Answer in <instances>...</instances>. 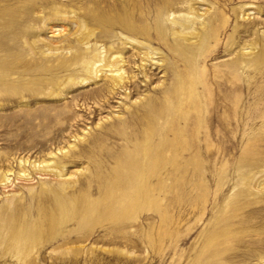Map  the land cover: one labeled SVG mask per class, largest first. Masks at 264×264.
Instances as JSON below:
<instances>
[{
  "label": "rangeland",
  "instance_id": "rangeland-1",
  "mask_svg": "<svg viewBox=\"0 0 264 264\" xmlns=\"http://www.w3.org/2000/svg\"><path fill=\"white\" fill-rule=\"evenodd\" d=\"M51 1L56 5L40 7V12L34 14H43L46 21L31 18L22 28L36 29L31 38H41L45 44L40 42L42 45L36 49L26 46L24 54L26 58L41 56L46 61L40 50L58 48V58H50L52 69L43 75L39 91L22 90L10 95L0 91V157L39 161L48 151L75 144L71 157H67L66 169L68 175L78 177L76 188L89 184L87 174L95 176L90 179V190L82 191L86 194L79 204L88 205L91 210L86 218H74L61 226L35 227L42 235L26 258L17 260L0 249V264H264V116L246 117L244 125L231 134L229 155L222 156L213 169L200 167L204 186L200 187V179L194 175L201 162L194 151L198 148L194 147L195 139L203 144L208 141V149L212 146L207 121L211 120L208 104L211 107L210 88L213 90L214 86L209 80L214 69L222 67L246 81L242 68L236 70L225 63L240 54L244 45L256 41L259 47L264 44V0H204L206 7L212 6L207 22L219 9L228 20L219 23L218 29L214 24L216 32L207 40L205 52L210 51L206 56L183 55V49L195 52L196 46L192 41L174 37V24L167 14L163 17L171 28L169 45H175L178 53L154 37L129 35L118 27L106 30L109 34L100 41L92 40L96 53L104 46L119 48L126 60L136 58L140 62L145 46H149L158 52L155 57L164 65L148 67L147 82L139 73L128 89L105 91L99 97H94L92 91L111 84L103 72L92 83L80 84L79 80L88 75L76 73L73 67L58 66L70 51H84L81 40L92 27L90 16L99 10L109 14L111 9L137 0ZM141 2L145 10L160 4L158 0ZM23 3L33 2L0 0V29L9 10ZM242 4L256 13L236 19L234 11H239ZM154 17L152 12L146 22L153 26ZM134 22L140 24L139 14ZM118 34H123L120 40L115 38ZM259 69L262 74L254 80ZM249 75L257 83L251 84L249 93L247 88L241 93L253 109L260 101L258 92L264 89V65L252 68ZM149 111L153 129L150 152L153 157L160 152L163 156L150 178L148 194L141 199L131 198L130 193L118 201L113 195L105 199L106 185L98 182L95 169L99 161L104 162L99 146L110 152L115 151L114 142L125 143L124 151L119 149V154L116 152L113 159L107 160L105 172L101 171L105 175L117 167L123 152L132 151V145L142 142L144 125L137 123ZM64 112L68 119H55L56 114ZM135 128L137 136L125 142L124 138ZM83 136L85 141L81 140ZM3 168L0 166V170ZM14 168L18 170V166ZM81 169L83 175H79ZM247 178L250 181L245 182ZM36 179L31 184L38 189ZM49 180L55 182L54 187L62 185L56 178ZM258 185L262 186L259 192ZM242 188L244 193L239 192ZM14 190L0 187V207L10 203L6 195ZM130 190L134 188L127 192ZM21 191L25 192L26 186ZM237 192L238 208L232 210L226 204ZM40 213L32 202L30 215L38 218Z\"/></svg>",
  "mask_w": 264,
  "mask_h": 264
},
{
  "label": "bare ground",
  "instance_id": "bare-ground-1",
  "mask_svg": "<svg viewBox=\"0 0 264 264\" xmlns=\"http://www.w3.org/2000/svg\"><path fill=\"white\" fill-rule=\"evenodd\" d=\"M16 1L20 2V0ZM31 1L33 2L32 4L23 3L20 6L11 8L7 19H5L4 23H1L0 91L8 93V95L17 94L22 90H26L28 93L39 91L40 85L42 86L43 84V75L52 69L50 58H58V48H55L54 51L49 48L40 50V54L43 55L46 61H43L41 56L25 57L26 46L36 49L44 43V40L41 38L33 40L31 38L35 35L36 29L24 30L22 28L31 18L37 21L43 19L46 21V17L43 14L34 15L35 11L40 12V7L44 8L49 4L56 5L51 0ZM148 1L151 2V0H147V3H150ZM158 2L160 4L153 10H145L141 0L131 1L125 7L111 9L112 12L109 14L99 10L97 14L89 18L92 27L87 30L81 40L85 45L84 51L72 53L69 50L70 54L63 58L58 67H73L76 73L88 75L79 80L80 84L92 83L91 80L97 79L100 73L103 72L105 76L111 79V84L109 87L101 85L95 88L92 91L93 94H96L94 97H99L105 91L115 93L122 88L128 89L129 83L134 84L139 73L143 74L147 82V68H152L156 64H158L157 67H162L164 62L161 63L155 57L158 52L152 51L149 46H145L144 54L140 56V62H137L136 58L126 60L119 48L109 49L104 46L102 51L96 53L95 44L93 45L92 40L100 41L104 34H109L106 30L118 27L129 35H139L148 39L154 37L158 41H162L164 45L170 46L168 35L171 28L168 29L163 17L164 14H167L174 24V29H171L174 37L192 41L191 43L196 46L197 51L195 50V52L183 49V55L185 57H194L198 53L206 56V53L210 51V49H207L205 52V47L212 32L214 34L216 32L213 28L214 24L218 29L219 23L228 21L224 11L219 9V11L214 10V16L207 22L206 19L211 14L212 6L206 7L203 3L204 0H158ZM152 12L155 13L153 26L146 22ZM234 12L236 13V19H246V16L250 18L252 13H256L252 11V8H248L246 4L240 5V10ZM136 14H139L140 24L134 22ZM152 27L153 32H151ZM122 35L118 34L115 38L120 40ZM170 47L171 50H175L178 53L175 45ZM241 50L240 54H236L235 57L225 64L236 70L242 68V74H244L246 81H243L241 76L234 75V72L222 67L214 69V74L209 80L211 85L214 86L213 90L210 88V94L213 95V98L211 97L210 99L212 101L211 107L208 104L211 120L207 121L209 129H207V136L208 138L211 136L212 140L211 138L209 139L212 146L208 149V141L203 144L202 140L197 141L196 139L194 144L195 148H200L194 150L201 161L197 163L199 172L195 171L194 173L195 178L200 179V187L205 185L204 174L200 171V167L213 169L222 156L229 155L231 134H234L238 127L244 125L246 117L264 116V89L258 92L257 95L260 101L255 103L256 108L253 107V109L249 107L250 105L247 104L243 97L244 95L241 93L242 91L245 92L246 88L249 93L251 84L257 83V81H252V75H249V72L252 68L255 69L262 64L264 65V44L260 43L259 47L256 41L251 45L242 46ZM261 71V69L258 70L255 78H253L254 80L262 74ZM21 77L25 78L22 79ZM93 83H97V81ZM244 94L246 95V93ZM46 118L51 120L53 117H45L44 119ZM68 118L69 115L66 112L56 114L55 117L56 120ZM137 124L144 125L140 134L143 139L142 142L132 145V151L123 152L117 167L112 171L108 170L105 175L101 174V171L105 172L103 169L107 168V160L113 159L116 152L119 154V149L124 151L125 143L114 142L113 150L115 151L110 152H105L99 146L98 151L102 157L104 156V162L99 161L95 169L98 182L106 185L105 199L113 195L114 201H118L129 193L131 198L141 199L148 194L150 178L156 171L157 165L160 164L159 160L163 153L160 152L158 156L153 157L150 152L149 146L153 136L151 112H146ZM136 130L137 128L133 129L124 138V141L129 143L131 138L137 136ZM81 140L85 141V136ZM74 147H76L75 144L68 146V148L61 147L56 151H48L43 159L32 162L29 157H13L12 160L7 155V157H4L5 159L0 157V163H2L0 166L4 167L0 170V187L3 189L15 188L13 193L6 195L10 203H5V205L0 207V249L4 253L16 257L17 260H23L32 251L42 235L39 229L35 227L47 224L54 228L70 222L74 218H86L89 215L90 206L82 205L80 207L79 204H81L86 194L82 191L84 189L89 191L90 187H92L90 179L94 175L89 176L87 174L88 185L80 184V188L74 186L78 177L76 175H68L66 169L67 157H71ZM14 162H16V165H14ZM15 166H18V170L14 168ZM82 170L79 171V175H83ZM83 172L85 173L86 171ZM106 175L108 179H106ZM110 175L111 177H109ZM49 178H56L62 185L54 187L53 184L55 182H50ZM35 179L37 180L38 189L31 184ZM244 181L248 182L250 179L247 178ZM23 184L26 186L25 192L21 191L25 187ZM130 188H134V190L127 192ZM245 188H242L239 192L244 193ZM261 189L262 186L258 185V192ZM239 192L232 195V199L227 201L226 206L232 210L238 208L236 201L240 195ZM25 198L27 200L23 202L22 199ZM32 202L42 211L40 213L41 216L38 218H33L30 215ZM224 234L228 235V232L225 231Z\"/></svg>",
  "mask_w": 264,
  "mask_h": 264
}]
</instances>
